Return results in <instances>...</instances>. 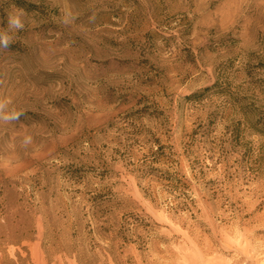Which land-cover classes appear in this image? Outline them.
Instances as JSON below:
<instances>
[{
	"label": "rangeland",
	"instance_id": "rangeland-1",
	"mask_svg": "<svg viewBox=\"0 0 264 264\" xmlns=\"http://www.w3.org/2000/svg\"><path fill=\"white\" fill-rule=\"evenodd\" d=\"M12 5L0 264H264V0Z\"/></svg>",
	"mask_w": 264,
	"mask_h": 264
},
{
	"label": "clouds",
	"instance_id": "clouds-1",
	"mask_svg": "<svg viewBox=\"0 0 264 264\" xmlns=\"http://www.w3.org/2000/svg\"><path fill=\"white\" fill-rule=\"evenodd\" d=\"M7 13V27L0 29V50H7L15 41V34L23 31L26 26V12L22 8H17L15 5L11 6ZM78 14L72 9H64L61 11L58 21L60 25L69 27L75 23ZM92 19V18H90ZM11 99H0V122L13 123L18 122L20 117L25 115V111L17 110L12 105ZM32 136L27 135L23 138L22 144L27 147L32 143Z\"/></svg>",
	"mask_w": 264,
	"mask_h": 264
}]
</instances>
